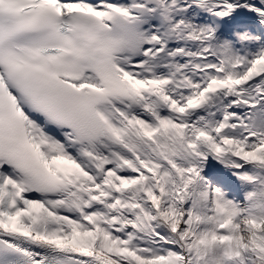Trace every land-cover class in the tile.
Instances as JSON below:
<instances>
[{"label":"snow or ice","instance_id":"6c2138e0","mask_svg":"<svg viewBox=\"0 0 264 264\" xmlns=\"http://www.w3.org/2000/svg\"><path fill=\"white\" fill-rule=\"evenodd\" d=\"M0 264H264V0H0Z\"/></svg>","mask_w":264,"mask_h":264}]
</instances>
